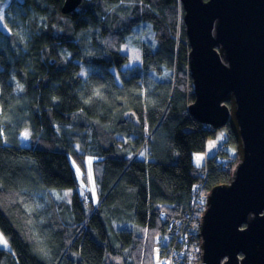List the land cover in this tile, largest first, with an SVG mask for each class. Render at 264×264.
Masks as SVG:
<instances>
[{
	"label": "trees",
	"instance_id": "16d2710c",
	"mask_svg": "<svg viewBox=\"0 0 264 264\" xmlns=\"http://www.w3.org/2000/svg\"><path fill=\"white\" fill-rule=\"evenodd\" d=\"M64 1H12L5 10L12 34L0 31V232L10 250L0 248V264H162L182 250L168 232L188 221L199 185L209 194L229 180L234 137L227 127L217 155L194 165L216 131L188 113L195 97L180 0H81L68 14ZM144 28L149 40L137 36ZM128 42L140 54L135 72L121 70ZM24 128L28 146L18 138ZM87 157L95 159L96 204L65 196L77 187L71 162L86 175ZM171 257L183 261L177 251Z\"/></svg>",
	"mask_w": 264,
	"mask_h": 264
},
{
	"label": "water",
	"instance_id": "95a60500",
	"mask_svg": "<svg viewBox=\"0 0 264 264\" xmlns=\"http://www.w3.org/2000/svg\"><path fill=\"white\" fill-rule=\"evenodd\" d=\"M81 0H65L62 13ZM194 102L204 128H229L237 164L211 189L202 264H264V0H180Z\"/></svg>",
	"mask_w": 264,
	"mask_h": 264
},
{
	"label": "rangeland",
	"instance_id": "374dc122",
	"mask_svg": "<svg viewBox=\"0 0 264 264\" xmlns=\"http://www.w3.org/2000/svg\"><path fill=\"white\" fill-rule=\"evenodd\" d=\"M12 1H16L19 3V1L21 0H5L4 2L0 3V31L6 35L12 34V28L6 25V22L4 20L5 10L6 8H8V6L10 5ZM19 14L26 15V13L22 11L21 13L19 12ZM14 16H17V13ZM13 18H14L13 22L11 21L13 25L12 26L13 30L18 31L19 35H21L20 33H24L23 23L20 19H15V17ZM141 34L146 35L147 39L152 37V34L148 28H144L142 31L139 30L137 32V36H140ZM122 53L127 55L129 61L126 65L122 67L121 70L123 72L124 71L135 72L140 67V54H139L138 49L131 42H128V44L122 48ZM111 71L115 77L116 84L120 85L121 82H120L117 72L115 71V69H111ZM83 72L88 74V72H92V70L91 68H84ZM226 131H227L226 128L219 129L216 131V135L214 137L211 136L206 139L205 151L202 153L193 154L192 160H193L194 165H196L197 167H201L204 165L207 158H212L217 155V150H219L218 149L219 145H224V143L228 139V135ZM29 135H30L29 128H24L20 132V134H18L19 141L23 146H28ZM231 151H234V148H232ZM86 161H87V171L85 172L86 175H84V173L80 171L78 166L73 161L71 162L72 167L74 168V171H75L76 179H77V187L76 189L75 188L67 189L65 196H69L71 192H79L81 198H83L84 200L86 198H90L92 204H96L97 200L99 199L98 195H99L100 189L93 178L92 164L95 161V159L91 157H87ZM48 194L47 192L41 193V198L45 200L44 206L46 208L51 205L49 198H48ZM85 207L87 208L88 205ZM185 225L188 226V228L192 226V224L191 223L189 224V222H186ZM128 228L127 226L119 227V229H128ZM0 248L4 250H10L9 242L7 238L1 232H0ZM162 258L165 261L167 260L165 256H162ZM162 258H160V260H162Z\"/></svg>",
	"mask_w": 264,
	"mask_h": 264
},
{
	"label": "built area",
	"instance_id": "2783aa9c",
	"mask_svg": "<svg viewBox=\"0 0 264 264\" xmlns=\"http://www.w3.org/2000/svg\"><path fill=\"white\" fill-rule=\"evenodd\" d=\"M196 194H197V197L194 199V201L206 200V191L203 190L201 185H199V189L197 190ZM204 211H205V208L197 212H190L188 221L186 220V221L178 222V225L175 226V229H174L175 231L171 230L168 232V236H174V235L177 236V239H175V242L181 245L182 250L180 251V249H177L175 247L172 250V254H170V256L168 255L169 258H167L166 261L162 258V261H163L162 264H172L171 255L173 256V251L179 252V257L183 259V261H181L180 264H202V260L199 257V249L195 241V235H197V238H198L200 222L203 217ZM182 222L183 224L184 223L186 224V222H189V224L191 223L192 226L188 228V226L184 224V227H181ZM167 229L170 230L171 228L167 227ZM182 233H184V235H182ZM164 238H165L164 236L158 237L156 240V243H158L160 247H161V244L165 242Z\"/></svg>",
	"mask_w": 264,
	"mask_h": 264
},
{
	"label": "bare ground",
	"instance_id": "6f19581e",
	"mask_svg": "<svg viewBox=\"0 0 264 264\" xmlns=\"http://www.w3.org/2000/svg\"><path fill=\"white\" fill-rule=\"evenodd\" d=\"M19 2H21V1H19ZM65 2V1H64ZM63 5H64V3H63ZM63 5H62V7H63ZM78 8V7H77ZM189 107V106H188ZM83 200V199H82ZM206 204H207V201L206 200H201V201H194L193 203H192V207H191V210H190V212H197V211H200V210H202L203 208H205L206 207ZM165 222V221H164ZM168 226H167V224H166V226H165V229L167 228ZM197 246H198V249H199V257H200V259H201V248H200V246H201V241H200V239L198 238L197 239ZM154 258L156 259V254H155V256H154ZM153 258V259H154ZM153 264H156V260H155V262L153 263Z\"/></svg>",
	"mask_w": 264,
	"mask_h": 264
}]
</instances>
